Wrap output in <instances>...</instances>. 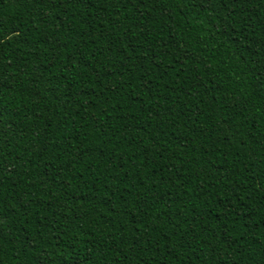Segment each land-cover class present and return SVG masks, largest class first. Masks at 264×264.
I'll list each match as a JSON object with an SVG mask.
<instances>
[{"label":"trees","instance_id":"trees-1","mask_svg":"<svg viewBox=\"0 0 264 264\" xmlns=\"http://www.w3.org/2000/svg\"><path fill=\"white\" fill-rule=\"evenodd\" d=\"M0 264H264V0H0Z\"/></svg>","mask_w":264,"mask_h":264}]
</instances>
